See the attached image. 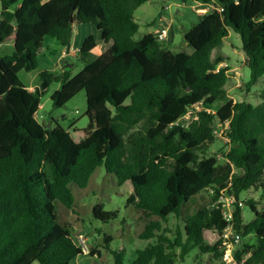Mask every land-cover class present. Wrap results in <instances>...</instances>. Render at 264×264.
I'll return each instance as SVG.
<instances>
[{
  "label": "trees",
  "instance_id": "16d2710c",
  "mask_svg": "<svg viewBox=\"0 0 264 264\" xmlns=\"http://www.w3.org/2000/svg\"><path fill=\"white\" fill-rule=\"evenodd\" d=\"M149 1L0 0V45L12 48L0 57V264H70L82 255L58 221L55 202L74 211L72 185L86 188L99 167L118 186L128 183L127 206L163 222L172 214L180 218L181 207L201 191L214 194L213 204L184 218L173 238L151 220L139 238L156 243L137 250L130 264H176L194 248L221 260L228 223L217 202L226 197L235 200V234L258 240L243 243L237 264H264V208H256L264 206V93L256 106L227 100L229 68L221 66L220 55L232 30L248 59L246 90L258 83L264 75V0H180L216 5L185 34L191 54L174 53L152 33L134 38L140 28L135 11ZM81 25H93L108 48L75 76L65 69L34 90L26 87L19 72L38 68L45 37L72 46L74 26ZM98 47L91 34L76 57ZM51 82L60 84L51 96L56 107L86 92L90 123L79 142L58 123L46 128L37 118ZM191 110L192 119L179 124ZM218 129L229 143L224 164L217 157L200 159ZM251 189L261 192L260 202L244 203L254 214L244 223L240 197ZM93 215L104 223L118 217L102 205ZM111 241L105 237L114 264H125V252L112 250ZM245 254L250 256L243 261Z\"/></svg>",
  "mask_w": 264,
  "mask_h": 264
},
{
  "label": "rangeland",
  "instance_id": "374dc122",
  "mask_svg": "<svg viewBox=\"0 0 264 264\" xmlns=\"http://www.w3.org/2000/svg\"><path fill=\"white\" fill-rule=\"evenodd\" d=\"M215 8L214 2L201 4L197 2L183 3L180 0H151L135 11V20L140 24V28L134 38L139 40L148 33L157 34L161 29L168 28V37L162 44L174 53L191 54L193 48L184 40L185 34L200 22L204 14L211 13ZM1 9L0 2V13ZM89 31H92L91 33L98 32L93 25L74 26L72 44L75 45L79 34ZM107 48L108 46L103 44L100 39L99 47L95 53L79 59L76 57L77 52L73 55L68 54L67 48L63 47L58 40L45 37L38 56V68L31 71H20L19 78L26 87L34 90L44 80L62 74L65 69L70 70L71 75L75 76L86 63L93 62L97 55ZM74 49L75 47L72 49L71 46L70 51L74 52ZM220 55L224 58V63L221 66L229 68L230 83L227 86V100L234 103L248 102L255 106L259 105L264 93V75L250 90H246V84L250 78L248 59L242 49L240 36L232 30H229V37L224 41ZM59 87L60 84L56 82L50 83L48 93L41 98L37 118L46 128L54 127L58 123L69 131L76 142H79L85 137V131L90 123L86 114V92L83 90L66 105L56 107L51 96ZM199 110L200 107H196L195 111ZM195 111H189L179 120V124L186 125L192 119ZM228 145V139L219 130L216 134V141L210 145L205 154L200 155V159L217 157L219 163L224 164L223 153L228 149ZM71 189L75 198L74 211L59 201L55 202L58 221L70 231L73 241L83 251V254L72 260L70 264H114L111 253L105 248V237L112 239L110 244L112 250L125 252V264H130L135 259L137 250L156 243V239L143 240L139 238L151 220L160 221L162 227L167 228L170 231V237L173 238L176 236L177 229H183L184 218L204 207H210L213 204L214 196L209 189L201 191L181 207L180 218L172 214L166 222H163L158 217L148 216L144 212L127 206V199L130 195L128 183L118 186L116 178L108 174L104 167H99L95 171L86 188L80 189L72 185ZM260 196L261 192L256 189H251L241 195L240 206L243 209L244 223H248L254 217V214L244 203L250 200L259 203ZM98 205H102L105 211L117 212L118 217L109 223L96 219L93 209ZM256 208L262 210L264 206L258 204ZM209 237L211 241L213 236L209 235ZM257 242V238L251 235L242 240V244L238 248H241L243 243L255 246ZM175 254L178 256L179 250H176ZM220 263L221 260L215 261L211 255L202 254L198 248L192 249L183 261L179 258L176 260V264Z\"/></svg>",
  "mask_w": 264,
  "mask_h": 264
},
{
  "label": "built area",
  "instance_id": "2783aa9c",
  "mask_svg": "<svg viewBox=\"0 0 264 264\" xmlns=\"http://www.w3.org/2000/svg\"><path fill=\"white\" fill-rule=\"evenodd\" d=\"M168 32H169L168 28H163L157 34H155V36L160 42H163L168 37ZM219 130L222 131L223 134L224 129H218L216 131V134L219 132ZM217 205L221 206L223 210L224 220L228 223V226L225 229L222 236L225 243V247L223 250L224 255L221 259V263L237 264V261L235 259V253L238 249H240L238 247L242 244L243 238L241 237V235L235 234L233 230L235 200L229 197L220 198V200L217 202ZM228 240H231L230 243H227ZM249 256L250 254L243 255L242 256L243 261H245Z\"/></svg>",
  "mask_w": 264,
  "mask_h": 264
},
{
  "label": "crops",
  "instance_id": "0c3cea01",
  "mask_svg": "<svg viewBox=\"0 0 264 264\" xmlns=\"http://www.w3.org/2000/svg\"><path fill=\"white\" fill-rule=\"evenodd\" d=\"M91 32L92 31H89V32H87L85 34H79L78 37L76 38L75 45L72 44V49L75 47L74 52L70 51L69 54L73 55L74 53H76L79 50V48L82 45V43L84 42L85 38L88 37L91 34L94 35L96 41L99 43V40L101 39V33L99 31H98L99 33L98 32L91 33ZM11 51H12V48L9 45H0V57L8 55ZM36 88H38V87L36 86ZM31 89H34V88H31Z\"/></svg>",
  "mask_w": 264,
  "mask_h": 264
},
{
  "label": "water",
  "instance_id": "95a60500",
  "mask_svg": "<svg viewBox=\"0 0 264 264\" xmlns=\"http://www.w3.org/2000/svg\"><path fill=\"white\" fill-rule=\"evenodd\" d=\"M67 53L69 54V52H70V48H71V43H68V45H67Z\"/></svg>",
  "mask_w": 264,
  "mask_h": 264
}]
</instances>
